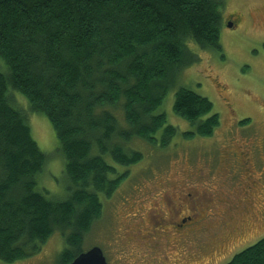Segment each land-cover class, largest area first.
Instances as JSON below:
<instances>
[{"label":"trees","instance_id":"1","mask_svg":"<svg viewBox=\"0 0 264 264\" xmlns=\"http://www.w3.org/2000/svg\"><path fill=\"white\" fill-rule=\"evenodd\" d=\"M223 6V0H0L1 261L39 251L55 230L65 239L58 264L85 251V235L126 175L107 157L128 166L143 157L135 141L170 143L178 128L156 109L199 59L189 41L221 47L220 28L229 26ZM172 109L191 125L182 132L186 139L211 136L220 123L211 100L187 86L176 87ZM30 113L44 115L57 137L66 177L60 197L37 186L48 157L31 133ZM224 264H264V235Z\"/></svg>","mask_w":264,"mask_h":264},{"label":"rangeland","instance_id":"2","mask_svg":"<svg viewBox=\"0 0 264 264\" xmlns=\"http://www.w3.org/2000/svg\"><path fill=\"white\" fill-rule=\"evenodd\" d=\"M223 1V16L238 10L242 13L241 23L237 27L224 25L220 28L219 49H202L195 42H188L199 59L181 71L176 85L169 89L156 109L157 112L164 111L167 122L178 128L170 143L160 147L146 141H135L133 145L143 157L137 164L128 166L114 163L112 158L107 157L118 172H126V175L106 200L104 215L85 235L82 246L84 250L92 246L100 247L107 264H146L162 253L153 252L159 237H145L147 230L140 229L136 224L137 218L134 219L140 212V216L146 217L144 207L162 206L156 197L157 192L159 198L162 195L167 198L171 187H175L176 183L181 185L186 179L189 190L193 189V185H200L206 190L224 188L235 193L234 186L242 178L243 168H249L247 165L254 163V159L257 167L264 166V0ZM180 85L207 96L213 104V111L219 113L220 123L211 136L195 135L190 139L183 136L182 132L191 129V125L172 109L174 91ZM16 93V102L27 108L28 100ZM30 114L31 133L48 157L44 170L38 176L37 186L47 189L50 195L60 197L65 190L66 177L64 159L57 151V137L44 115ZM160 133L161 129L157 136ZM225 144H229L228 148ZM228 155L229 158L220 164L219 159ZM252 170L255 171L256 167ZM189 178L201 184L190 183ZM226 205L224 202L222 207ZM154 212L151 211V214ZM134 213L136 215L132 217ZM229 215L231 217L224 216V219L235 227L230 234L232 236L222 232L230 230V226L218 228L211 234H191L194 239L192 244L199 242L204 246L198 253L200 260L194 259L193 254L192 264H224L236 252L264 235V223L261 226L250 221L245 229L241 228L240 224L255 218L253 214L246 216L237 210ZM208 219L205 218V223L210 224ZM237 230L238 234L234 235ZM241 241L246 242L240 245ZM64 246L62 231L55 230L39 251L11 262L0 260V263L58 264L57 256ZM165 251L168 253V249ZM170 251L173 249L170 248ZM145 252L149 255L147 258L143 257Z\"/></svg>","mask_w":264,"mask_h":264},{"label":"flooded vegetation","instance_id":"3","mask_svg":"<svg viewBox=\"0 0 264 264\" xmlns=\"http://www.w3.org/2000/svg\"><path fill=\"white\" fill-rule=\"evenodd\" d=\"M225 17L227 25L237 27L241 23L242 13L233 10L227 12ZM247 166L249 168H243L242 178H238L239 182L234 186L235 193L224 188L206 190L200 188V185H193V189L189 190L188 183L184 179L181 185L176 183L175 187H171L167 198H164L163 195L159 198L157 192L156 197L162 204L160 208L155 205L144 207L143 209L147 211L145 218L140 216L141 212L137 215L134 213L132 217L136 215L134 219L137 218L136 224H139V228L147 230L144 234L145 237L153 239L159 237L153 252L155 254L162 251V253L158 257L154 256L148 263L192 264L193 254L194 259L200 260L198 253H200L202 244L199 242L192 244L194 239L191 234L195 232L199 236L207 232L211 234L218 228L230 226V230H222V232L229 234V237L232 236L230 234L235 227L229 225V220L224 219V216L231 217L229 214H233L237 210H241L246 216H250V214L255 216V218L247 219L242 225L240 224L242 229H245L250 221L257 222L262 226L264 223V166L257 167L255 160L254 163ZM253 167H256L255 171L252 170ZM189 180L190 183H198L192 181L191 178ZM224 202L227 205L222 207ZM153 210L155 212L151 214ZM205 218H209L211 223H205ZM237 234L238 230L234 235ZM216 237L226 240L221 236L216 235ZM195 238L198 239V237ZM245 242L243 241L240 245ZM170 248L173 251H170ZM166 249H168V253H166ZM148 256L147 252L143 255L146 258Z\"/></svg>","mask_w":264,"mask_h":264},{"label":"water","instance_id":"4","mask_svg":"<svg viewBox=\"0 0 264 264\" xmlns=\"http://www.w3.org/2000/svg\"><path fill=\"white\" fill-rule=\"evenodd\" d=\"M67 264H107V261L101 248L98 246H92L79 253Z\"/></svg>","mask_w":264,"mask_h":264},{"label":"bare ground","instance_id":"5","mask_svg":"<svg viewBox=\"0 0 264 264\" xmlns=\"http://www.w3.org/2000/svg\"><path fill=\"white\" fill-rule=\"evenodd\" d=\"M87 250V249H86Z\"/></svg>","mask_w":264,"mask_h":264}]
</instances>
